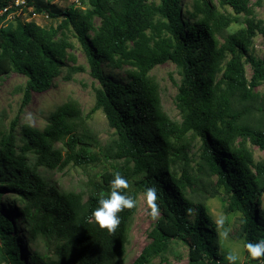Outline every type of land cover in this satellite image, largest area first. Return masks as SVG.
Here are the masks:
<instances>
[{
  "label": "trees",
  "instance_id": "obj_1",
  "mask_svg": "<svg viewBox=\"0 0 264 264\" xmlns=\"http://www.w3.org/2000/svg\"><path fill=\"white\" fill-rule=\"evenodd\" d=\"M80 1L85 8L74 1L59 8L50 0H0V10L12 4L0 15V77H25L15 117L6 129L0 125V264H117L126 252L138 194L148 187L157 190L159 214L150 241L131 264H149L174 242L186 248L188 264H226L204 202L189 196L197 185L189 172L196 143L197 169L222 187L225 211L241 214L243 242L264 239V157L255 160L250 149L264 151V96L256 91L264 83V52L251 50L257 33L264 38V21L255 18L251 0ZM24 7L59 21H5ZM240 14L245 26L226 32ZM68 33L86 67L75 65L68 52ZM166 62L178 74L179 119L164 111L150 74ZM63 68L87 70L93 79L89 111L83 114L79 102L68 98L42 128L19 125L32 94L49 89ZM96 110L113 135L93 150L84 122ZM99 159L102 167L95 170ZM67 166L86 174L84 189H58L39 172ZM117 172L128 180L124 191L136 204L118 213L120 224L109 233L92 212ZM242 264H264V258L248 257Z\"/></svg>",
  "mask_w": 264,
  "mask_h": 264
},
{
  "label": "rangeland",
  "instance_id": "obj_2",
  "mask_svg": "<svg viewBox=\"0 0 264 264\" xmlns=\"http://www.w3.org/2000/svg\"><path fill=\"white\" fill-rule=\"evenodd\" d=\"M51 3L59 8L66 6L72 1L77 2L82 8L85 4L80 3V0H50ZM190 3L191 0H184ZM258 1V0H257ZM217 3L216 0H212ZM250 5L253 9L256 19L264 21V0H251ZM8 8L11 7V2L7 4ZM221 9V8H220ZM222 10V9H221ZM229 11V9H228ZM5 12L0 11V15ZM13 16H18L22 20H32L35 23L48 26L49 24L56 25L59 18H50L46 13H35L31 7H24L15 12H11L6 16L5 21H10ZM243 14L238 16V21L231 23L226 32H232L240 27H244ZM73 47L68 52L73 54L76 58L75 65L86 67L84 55L74 37L68 33ZM252 52L261 56L264 52V38L261 33H257L252 39ZM71 65V63L69 62ZM108 70V68H107ZM248 75L250 74L249 68L247 69ZM157 81L160 90L161 104L164 111L172 118L179 119L178 111L174 105V95L176 93V82L178 81V74L175 66L166 62L157 65L150 73ZM25 81V77L21 74L12 72L6 76L0 77V125L2 128L9 127L12 119L15 117L20 100V87ZM94 81L88 74L87 70L68 73L65 68L61 70L52 85L44 92L32 94V99L25 107L22 114L19 116L20 124H29L36 128H42L46 122L49 113L60 103L68 98L77 100L81 106L83 114H86L93 105V90L92 85ZM256 91L264 96V83L256 88ZM84 129L90 136V148L96 149L98 143L108 141L113 133L112 129L108 127L105 117L100 110H96L85 118ZM19 126L16 127V131ZM253 157L255 160H260L264 157V151L255 145H250ZM198 152V144L196 143L190 153L191 162L189 172L197 178L196 190L190 192L189 196L194 200H202L205 208L211 219L214 221L221 214L225 217V227L230 229L229 239H222L217 230V243L224 261V256L227 251H236L240 255L239 264H242L249 256L243 248V239L238 233L239 225L242 221V216L239 212L227 213L225 211L226 197L222 187L215 184L213 176L205 175L198 171L196 166ZM31 157V156H29ZM102 160H98L95 165V170H99ZM93 165V164H90ZM105 167L108 163L104 164ZM39 172L48 180V182L62 190H81L85 188L86 174L82 169L73 166H67L63 169L48 170L39 167ZM264 210V194L261 196L260 208ZM155 219L148 216L147 206L144 202L143 193L138 194L137 209L134 215V221L131 227L128 243L126 245V252L123 258L117 261V264H131L135 257L138 255L140 249L150 241L148 232L152 227ZM39 249L44 250L43 244L38 243ZM149 264H188V256L186 248L179 242H174L163 256L155 257Z\"/></svg>",
  "mask_w": 264,
  "mask_h": 264
},
{
  "label": "clouds",
  "instance_id": "obj_3",
  "mask_svg": "<svg viewBox=\"0 0 264 264\" xmlns=\"http://www.w3.org/2000/svg\"><path fill=\"white\" fill-rule=\"evenodd\" d=\"M110 184V191L106 197L98 201V206L93 210L92 215L100 228L107 229L109 233H112L120 224L118 213L124 209L134 208L136 201L124 191L129 188V183L120 173L114 174ZM143 198L147 206L148 216L153 220L156 219L159 214L156 188H146L143 192ZM215 225L219 230V236L224 240L229 239L230 229L225 227V217L223 214L216 218ZM243 248L251 259L264 258V239H258L255 242L245 241ZM224 261L226 264H239L240 255L236 251L229 250L224 256Z\"/></svg>",
  "mask_w": 264,
  "mask_h": 264
},
{
  "label": "built area",
  "instance_id": "obj_4",
  "mask_svg": "<svg viewBox=\"0 0 264 264\" xmlns=\"http://www.w3.org/2000/svg\"><path fill=\"white\" fill-rule=\"evenodd\" d=\"M24 3V0H13V4L14 5H20V4H23ZM12 5V4H11ZM8 7V6H7ZM7 7H4V8H2L0 11H2V10H6L7 9Z\"/></svg>",
  "mask_w": 264,
  "mask_h": 264
}]
</instances>
